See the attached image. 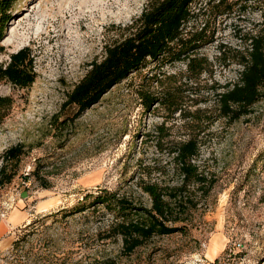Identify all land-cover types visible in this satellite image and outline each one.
Wrapping results in <instances>:
<instances>
[{"label": "rangeland", "instance_id": "obj_1", "mask_svg": "<svg viewBox=\"0 0 264 264\" xmlns=\"http://www.w3.org/2000/svg\"><path fill=\"white\" fill-rule=\"evenodd\" d=\"M148 1L16 3L0 63L29 47L37 79L28 89L0 84V95L13 100L0 126V167L8 149L21 145L25 151L13 182L0 187V264H264V98L228 123L219 117L220 91L213 89L238 81L242 68L218 62L220 47L247 51L246 38L264 26V0L195 2L188 30L206 28L211 41L199 50L211 72L198 80L189 79L185 63L148 60L78 118L76 108H62L90 65L103 60L106 44ZM153 75L162 83H152ZM176 86L187 114L201 110L202 119H211L200 134L179 113L171 118L160 106L144 108L139 91L158 96ZM56 116L67 123L59 132ZM195 134L202 142L197 164L211 183L186 190V212L176 207L181 232L155 236L130 252L109 232L115 219L105 208L69 215L87 194L101 191L150 209L141 185L179 184L171 151Z\"/></svg>", "mask_w": 264, "mask_h": 264}, {"label": "trees", "instance_id": "obj_2", "mask_svg": "<svg viewBox=\"0 0 264 264\" xmlns=\"http://www.w3.org/2000/svg\"><path fill=\"white\" fill-rule=\"evenodd\" d=\"M196 1L198 0H149L142 14L131 25L121 28L117 37L106 44L103 60L90 65L87 74L68 93L62 108H76L75 116L78 118L80 114L98 104L114 87L132 74L139 73L148 60L159 65L185 63L188 77L194 81L211 72V63L199 55V50L211 43L205 35L207 29L202 28L196 32L188 30V25L195 16L193 7ZM17 2L18 0H0V52L3 51L1 42L13 19ZM223 5V1H220L217 8ZM246 41L250 42L247 51L231 53L230 49L221 46L217 57L220 63L229 61L242 68L237 82L213 87L215 91H220L217 93L219 117L228 123H234L249 115L252 108L264 98V26L256 35L248 36ZM36 79L35 61L29 47L11 54L8 62L0 63V84L5 82L18 89H28ZM151 82L162 83V78L153 75ZM178 91L179 87L176 86V89H168L158 96L142 91H139V96L145 110L157 105L165 109L171 118L179 113L200 134L204 128L202 123H212L211 119H202L201 114L204 112L201 110L187 114L183 109L184 100ZM12 106L11 97L0 95V126L8 117ZM58 117H55L52 124L59 132L67 123H58ZM163 129V126L159 127L161 132ZM197 134L178 142L171 151L181 176L179 184L171 187H161L154 183L141 185L152 200L150 209L134 205L129 198L117 193L101 191L97 195L87 194L84 203L70 211L69 215L83 213L91 208H105L115 219L109 232L120 236L124 247L130 252L155 236L181 232L183 227L177 225L182 222L177 217L181 213L176 207L182 209L183 213L186 212V190L191 186L203 190L211 183H208L197 164L202 146ZM24 154L21 145L12 147L3 154L0 187L13 182L17 175L15 170ZM10 168L15 169L12 171ZM43 186L49 187L47 184Z\"/></svg>", "mask_w": 264, "mask_h": 264}]
</instances>
